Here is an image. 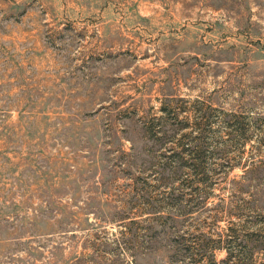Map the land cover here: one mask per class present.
Instances as JSON below:
<instances>
[{"label":"rangeland","instance_id":"1","mask_svg":"<svg viewBox=\"0 0 264 264\" xmlns=\"http://www.w3.org/2000/svg\"><path fill=\"white\" fill-rule=\"evenodd\" d=\"M0 264H264V0H0Z\"/></svg>","mask_w":264,"mask_h":264},{"label":"trees","instance_id":"2","mask_svg":"<svg viewBox=\"0 0 264 264\" xmlns=\"http://www.w3.org/2000/svg\"><path fill=\"white\" fill-rule=\"evenodd\" d=\"M188 252H189V249L178 248L176 249V253L172 256V258H178V256H181V261L184 263L187 259L191 260L192 256H189L188 258L185 257V255H187Z\"/></svg>","mask_w":264,"mask_h":264}]
</instances>
